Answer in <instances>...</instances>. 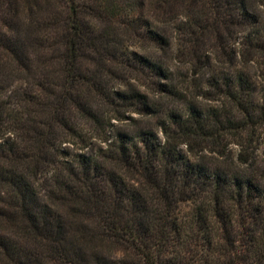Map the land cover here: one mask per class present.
Wrapping results in <instances>:
<instances>
[{
	"label": "trees",
	"instance_id": "trees-1",
	"mask_svg": "<svg viewBox=\"0 0 264 264\" xmlns=\"http://www.w3.org/2000/svg\"><path fill=\"white\" fill-rule=\"evenodd\" d=\"M260 139L264 0H0V264H264Z\"/></svg>",
	"mask_w": 264,
	"mask_h": 264
},
{
	"label": "rangeland",
	"instance_id": "rangeland-1",
	"mask_svg": "<svg viewBox=\"0 0 264 264\" xmlns=\"http://www.w3.org/2000/svg\"><path fill=\"white\" fill-rule=\"evenodd\" d=\"M144 54V53H143ZM162 56H164V55H162ZM164 57H167L166 58V60L167 61H169L170 60V54L168 55V56H164ZM182 73H185V69H183V71H182ZM179 75H183V74H178V76ZM179 79H180V77H179ZM127 116H129V118H131L130 120H129V122H132L133 120H141V119H143V118H141L139 115H136V114H129V113H127ZM144 120V123H146V121H148V123H151V124H149L148 126H154V128L156 127V120H152V119H148V118H144L143 119ZM134 122V121H133ZM138 122V121H137ZM113 123L116 125V127H117V129H119V128H123L124 126H126L127 125V123H128V121L127 122H121V121H113ZM143 123V122H142ZM142 125H144V124H142ZM138 127H132V128H129V130L128 131H130V132H133V131H135L136 129H137ZM263 136V135H262ZM160 137H162V134H160ZM262 139H260L259 140V143H260V149L257 151V153H256V163H255V165H254V168H256V169H258V170H260V172H261V170H262V172L264 171V144H263V142L264 141H261ZM95 143L98 145L99 144V142H97V141H93V142H91V144H90V146L87 148V149H82L81 147H78V149H75L74 150V152L75 153H82V154H88V153H90L91 151H95V149L97 148V147H95ZM262 143V144H261ZM229 150H230V152H232V153H236L237 152V148L235 147V146H230L229 147Z\"/></svg>",
	"mask_w": 264,
	"mask_h": 264
}]
</instances>
